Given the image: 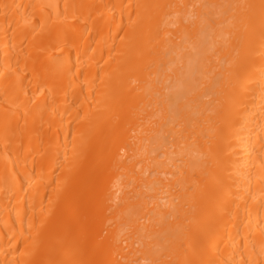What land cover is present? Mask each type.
Returning <instances> with one entry per match:
<instances>
[{"label":"bare ground","instance_id":"bare-ground-1","mask_svg":"<svg viewBox=\"0 0 264 264\" xmlns=\"http://www.w3.org/2000/svg\"><path fill=\"white\" fill-rule=\"evenodd\" d=\"M0 264H264V0H0Z\"/></svg>","mask_w":264,"mask_h":264}]
</instances>
